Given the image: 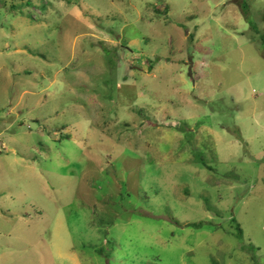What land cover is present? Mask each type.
Wrapping results in <instances>:
<instances>
[{
	"label": "rangeland",
	"instance_id": "374dc122",
	"mask_svg": "<svg viewBox=\"0 0 264 264\" xmlns=\"http://www.w3.org/2000/svg\"><path fill=\"white\" fill-rule=\"evenodd\" d=\"M0 264H264V0H0Z\"/></svg>",
	"mask_w": 264,
	"mask_h": 264
},
{
	"label": "trees",
	"instance_id": "16d2710c",
	"mask_svg": "<svg viewBox=\"0 0 264 264\" xmlns=\"http://www.w3.org/2000/svg\"><path fill=\"white\" fill-rule=\"evenodd\" d=\"M81 7V5H79V7L78 8H80ZM245 15H246V13H244ZM239 229V228H238Z\"/></svg>",
	"mask_w": 264,
	"mask_h": 264
},
{
	"label": "water",
	"instance_id": "95a60500",
	"mask_svg": "<svg viewBox=\"0 0 264 264\" xmlns=\"http://www.w3.org/2000/svg\"><path fill=\"white\" fill-rule=\"evenodd\" d=\"M191 75V74H190Z\"/></svg>",
	"mask_w": 264,
	"mask_h": 264
}]
</instances>
